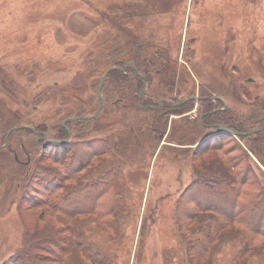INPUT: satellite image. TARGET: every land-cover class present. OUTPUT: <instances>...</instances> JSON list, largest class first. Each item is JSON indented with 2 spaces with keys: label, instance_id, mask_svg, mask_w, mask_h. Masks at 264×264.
I'll return each instance as SVG.
<instances>
[{
  "label": "rangeland",
  "instance_id": "374dc122",
  "mask_svg": "<svg viewBox=\"0 0 264 264\" xmlns=\"http://www.w3.org/2000/svg\"><path fill=\"white\" fill-rule=\"evenodd\" d=\"M84 1L0 0V139L11 112L20 109L23 116L26 113L25 97L31 102L32 121L48 123L51 136L65 119L93 115L98 108V75L109 53L116 59H163L155 80L167 96H183L191 81L194 86L189 89L194 87L196 94L201 82H209L224 91L217 95L227 98L224 93L230 91L221 83L222 77L232 81L239 75L247 85L241 92L242 106L250 105L253 97L264 105V0L258 4L250 0H174L163 14L154 12L161 7L150 3L138 7L123 0H93L94 5ZM117 1L122 3L116 9H121L123 18L103 16L118 15L108 6ZM159 2L153 0L154 5ZM186 44L189 50L185 54ZM172 70L178 76L175 91L170 90L174 88ZM156 87L149 86L148 93L157 94ZM247 90L250 96L245 94ZM128 95L121 90L107 98L102 116L91 124L82 123L73 134L74 139L75 135L81 140L107 137L113 143L115 164L125 173L122 191L128 211L120 216L115 231H108L94 217L76 219V237L100 254L96 264H190L175 212L179 195L194 178L197 145L193 143L208 133L199 122V105L188 113L189 121L176 115L168 116L163 124L165 110L158 114L155 109L129 106L126 100L118 102ZM40 137L17 135L19 141H25L21 145L34 152L30 141L41 146L45 141L37 142ZM22 161L26 156L21 164L6 149L0 152V264L24 252L29 237L36 239L37 230L68 235V222L61 216L21 201L23 176L29 168ZM243 247L241 234L233 229L207 264H236L235 256ZM69 257L72 264H95L74 248ZM245 261L264 264V257L253 254Z\"/></svg>",
  "mask_w": 264,
  "mask_h": 264
},
{
  "label": "trees",
  "instance_id": "16d2710c",
  "mask_svg": "<svg viewBox=\"0 0 264 264\" xmlns=\"http://www.w3.org/2000/svg\"><path fill=\"white\" fill-rule=\"evenodd\" d=\"M250 1L258 4L261 0ZM125 2L129 3L130 1L123 0V3ZM137 2L138 7L142 3H150L151 7L156 6L153 0H137ZM164 2L171 5L174 0H165ZM177 2L181 3V0H177ZM87 3L95 4L93 0H87ZM118 5H121L119 1L108 3L109 11L115 9L114 12H118V15L110 13L112 15L103 16L113 20L123 18L119 15L121 9H116ZM167 11V8H163L154 12L163 14ZM100 13L103 14L101 11ZM130 15L126 17L129 18ZM138 50L139 53H142L144 48L140 46ZM186 50H189L187 44L185 54ZM116 52L117 50L113 51V53ZM186 57L184 55V58ZM128 60L134 64V67L129 64L125 72L114 70L108 74L102 89L104 106L98 117L105 108L107 98L110 100L113 95L121 93V90L125 93L129 92V95L128 98L118 102L126 100L129 102L127 103L129 106L134 104L137 108L156 105L161 96H166L158 87V80H155L160 76L159 72L164 63L161 58L147 59L140 56L116 59L110 57L109 53L103 60L104 69L98 75L99 83L107 69L123 67ZM134 68L143 74L144 78L137 76ZM233 69H237L235 65ZM172 72L174 88L170 90L175 91L177 90L175 87H178V76L173 70ZM208 83L201 82L198 93L201 97H209L216 92L222 95L224 91ZM221 83H225L227 91H230L224 93L227 98L221 97L226 102L232 103V106L217 111L216 109L223 107V103L207 98L200 101H188L172 113L182 120L189 121L191 115L188 113L193 111L198 103L199 116L203 115L201 125L203 124V130L208 131L193 143L197 145L193 152L194 178L179 195L175 212L177 229L185 239L190 264H207L216 246L226 233L233 229L241 234L244 242V247L235 256L236 264H245V259L253 254L264 257V171L261 170L253 157H259L257 148L252 147L249 152L242 143L246 139L245 136L236 137L228 133H215V129L210 127L213 124H219L245 131L249 126L247 119L251 117L243 112L242 107L249 111L251 114L249 116L256 117L264 114V105L259 103L256 97H253L250 105L242 106V104L245 105V102L241 92L246 84H244V78L241 79L239 75L232 81L227 77H222ZM231 83L232 85H230ZM189 84L183 90V96H177L178 101L196 94L194 87L189 89L192 84L194 86V83L190 81ZM118 85L121 86V90ZM144 85L146 90L141 98V105H139V95ZM155 85L158 87L155 91L157 94L148 93L150 92L148 87L151 88ZM97 99L99 106L98 94ZM22 101L23 109L27 111L24 116L20 109L11 112L8 119L10 122L0 139V145L4 144L9 129L18 126L33 127L36 131L47 133V137L49 134L51 139L48 140L62 141L45 145L47 139H41L45 141L44 144L42 143V147L36 143V140L30 141L32 147L35 146L34 152V149L28 148L24 144L21 145L22 141L18 140L17 135L21 133L26 136L42 137V135L23 128L17 129L9 135L8 144L3 149L9 151L17 163H21L23 155L26 156V161L22 162L29 168L27 167L28 170L23 176L21 201L28 203L31 207H42L43 211H51L61 216L68 222L65 230L68 235L57 236L50 231L37 230L34 232L37 236L35 240L32 239V236L29 237L28 248L21 254L11 257L4 264H72L69 257L71 248H74L82 258L96 264L100 259V254L78 240L75 220L82 217H94L99 225L108 231H115L119 226L120 216L128 211L124 189L122 191V187L125 188L126 183L125 173L119 165L115 164L117 154L113 143L107 137L81 140L78 135H75L76 139L73 138L77 127H81L82 123L91 124L95 118L69 121L66 127L61 126L55 132L56 134L51 136L48 123L32 121L34 117L32 118L31 115L33 110H31L29 99L25 97ZM237 103L239 105L235 107ZM160 111L158 110V114ZM15 112L16 114L13 116ZM161 118L163 124L165 121L167 123V115H161ZM166 129L167 126L161 130V136L165 134ZM68 130L72 135L70 137ZM77 130L82 132V129ZM3 149L0 148V152ZM201 166L207 169L202 170Z\"/></svg>",
  "mask_w": 264,
  "mask_h": 264
},
{
  "label": "flooded vegetation",
  "instance_id": "af4514ba",
  "mask_svg": "<svg viewBox=\"0 0 264 264\" xmlns=\"http://www.w3.org/2000/svg\"><path fill=\"white\" fill-rule=\"evenodd\" d=\"M130 64L134 67V64L130 62ZM135 69V68H134ZM135 72H136V75L139 76V77H142L144 78V76H142L143 74H140L139 72H137V70L135 69ZM145 86V85H144ZM245 88H247V85L245 86ZM146 90V89H145ZM249 90H247V93L249 94ZM144 94V93H143ZM247 94V95H248ZM196 96H200L198 93L197 94H194ZM194 95H191V96H194ZM143 96V95H142ZM140 97V95H139ZM201 97V96H200ZM209 97H217L216 99H210L214 102L216 101H221L223 103V107L221 108H218L216 109L217 111L220 109V110H225L227 109L228 106H232L233 104L229 103V102H226L225 100L222 99L221 96L217 95V94H213ZM208 97V98H209ZM142 98V97H141ZM140 98V99H141ZM187 98V97H186ZM163 101L162 103H158V100L156 102V105H150L149 107L148 106H142V107H145V108H151V109H155V110H161V111H166L165 113H163L164 115H167V116H172V117H175L176 115L172 114L175 112V110L179 107L177 106V104L179 102H181L182 100H184L185 98H183L181 101H178L177 100V96L176 95H166L165 97L162 98ZM196 101V100H195ZM197 101H200V100H197ZM162 106H164V108H162ZM162 108V109H161ZM160 111V112H161ZM202 115H200L201 117ZM199 117V122L201 123V120L202 118L200 119ZM248 117H251V118H248L247 121L249 123V126L248 128L245 130V131H239V130H235L233 128V130L235 131H239V132H249V131H252V130H256V129H262L258 132H254V133H251L249 135H245L246 139L244 140L243 145L246 147V149L249 151L253 148H257V151H258V154H259V157H254V160L255 162L262 167V169L264 170V114H261L259 116H256V117H253V116H248ZM203 126V124H202ZM235 136V135H234ZM43 139V137L41 138ZM8 144V143H7ZM7 146V145H6ZM5 146V147H6ZM4 147V148H5ZM3 149V148H2ZM250 152V151H249Z\"/></svg>",
  "mask_w": 264,
  "mask_h": 264
},
{
  "label": "water",
  "instance_id": "95a60500",
  "mask_svg": "<svg viewBox=\"0 0 264 264\" xmlns=\"http://www.w3.org/2000/svg\"><path fill=\"white\" fill-rule=\"evenodd\" d=\"M129 64H130V62H127V63H125V65H124L123 67H111V68L107 69V70L104 72V74L102 75L101 82H100L99 87H98V91H97L98 98H99V106H98L96 112H95L93 115H91V116H86V117H84V116H78V117H70V118H67V119L64 120V122H63V126L66 127L67 122H69V121H75V120H78V119H86V120H90V119H93V118L98 117V115L100 114V112H101V110H102L103 103H104V99H103V96H102V89H103V87H104V84H105V81H106V78H107L108 74H109L110 72L114 71V70H119V71L125 72L126 69H127L128 66H129ZM142 76H143V75H142ZM145 89H146V87L144 86L143 89H142L141 92H140V98L142 97L143 93L145 92ZM207 98H208V97H200V96H196V95H194V96H189V97L185 98L184 100H182L181 102H179V103L177 104V106H180V105H182V104H184V103H186V102H188V101H191V100H196V101H197V100L207 99ZM216 98H217V97H216ZM216 98H215V97H209L208 99H216ZM160 103H161V102H159V105H160ZM138 104L141 105V99H139ZM141 107H142V106H141ZM219 110H220V109H219ZM202 117H203V115L200 117V119H201ZM210 127L213 128V129H215V133H228V134L235 135L236 137L249 135V134H251V133L258 132V131L262 130V129H256V130H252V131H249V132H245V133H243V132L235 131V130H233V129H231V128L225 126V125L213 124V125H211ZM23 128L30 129V130L34 131L36 134H38V135H42L43 139H47V133H45V132H40V131H36L33 127H30V126H18V127H12V128L9 129V131L7 132V135H6V138H5L4 144H3V145H0V148H4V147L7 145V143H8V137H9V135H10L13 131H15V130H17V129H23ZM68 132H69V137H70V135H71L70 130H68ZM40 139H41V137L38 138L37 142H38ZM51 142H62V141H60V140H47L46 143H45V145H47V144H49V143H51Z\"/></svg>",
  "mask_w": 264,
  "mask_h": 264
},
{
  "label": "crops",
  "instance_id": "0c3cea01",
  "mask_svg": "<svg viewBox=\"0 0 264 264\" xmlns=\"http://www.w3.org/2000/svg\"><path fill=\"white\" fill-rule=\"evenodd\" d=\"M129 1L131 4H134V5H137V3H138L137 0H129ZM164 1L165 0H161L159 3H156V6L161 7L160 9H163V8L166 9L167 8L166 6H168L170 3H165ZM120 4H122L121 1H120ZM129 9H131V11H134V8L129 7ZM135 10H136V7H135ZM167 10H168V8H167ZM163 142L164 141L161 140V143H163Z\"/></svg>",
  "mask_w": 264,
  "mask_h": 264
}]
</instances>
